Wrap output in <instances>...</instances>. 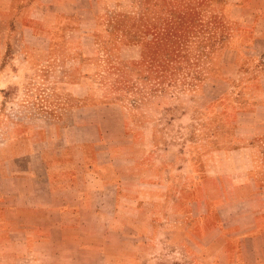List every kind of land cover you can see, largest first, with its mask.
Listing matches in <instances>:
<instances>
[{
  "label": "rangeland",
  "instance_id": "rangeland-1",
  "mask_svg": "<svg viewBox=\"0 0 264 264\" xmlns=\"http://www.w3.org/2000/svg\"><path fill=\"white\" fill-rule=\"evenodd\" d=\"M239 4L78 1L49 51L25 36L43 50L23 58L18 35L10 38L5 59L14 70L0 81L11 82L0 90L6 189L16 188L18 172L4 158L57 149L68 125L86 124L89 169L95 158L111 165L103 184L117 181L120 194L105 226L83 232L98 242L24 244L16 225L0 223V264H202L215 249L210 226L218 212L224 218L221 207L231 201L241 212L255 188L249 171L264 170V65L244 46L248 12ZM3 198L16 206L14 195Z\"/></svg>",
  "mask_w": 264,
  "mask_h": 264
},
{
  "label": "crops",
  "instance_id": "crops-1",
  "mask_svg": "<svg viewBox=\"0 0 264 264\" xmlns=\"http://www.w3.org/2000/svg\"><path fill=\"white\" fill-rule=\"evenodd\" d=\"M78 1L90 3L93 0H0V81L7 68L14 70L12 62L5 59L10 53V38L18 35L16 52L23 58L43 50L29 44L25 36L42 40L46 46L44 51H49L53 36L67 32L72 4ZM239 6L248 12L247 22L243 20V23L246 24L249 41L244 46L260 56L264 65V0H240ZM8 83L10 80H6L0 90ZM257 83L262 91L260 106L264 108V73ZM85 126L68 125L64 129V142L57 149L14 151L12 156L3 159L5 163L16 164L18 184L10 190L5 184L12 177L3 176L0 180V202H5L4 195H14L12 201L16 202L13 207L0 205V223L16 225L23 236L22 243L56 244L61 241L82 245L89 241L98 242L96 238L84 236V230L89 226H105L106 214L109 211L115 213L119 183L105 180L103 184L107 179L104 171L111 165L100 163L96 158L92 162L97 169L90 171L89 137ZM263 171H249L255 188L239 203L241 212H236L238 205L233 208L231 201L221 207V210L226 209L224 218L218 212V223L210 226L219 232L208 243V248L213 246L215 249L200 255L202 264H264ZM89 175L100 181L98 185H89L86 179ZM30 231L34 232L36 241L28 234Z\"/></svg>",
  "mask_w": 264,
  "mask_h": 264
}]
</instances>
